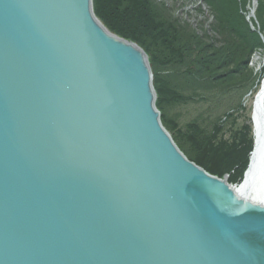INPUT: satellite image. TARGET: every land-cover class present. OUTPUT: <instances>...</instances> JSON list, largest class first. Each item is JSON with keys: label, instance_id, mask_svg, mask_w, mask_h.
<instances>
[{"label": "water", "instance_id": "obj_1", "mask_svg": "<svg viewBox=\"0 0 264 264\" xmlns=\"http://www.w3.org/2000/svg\"><path fill=\"white\" fill-rule=\"evenodd\" d=\"M93 16L0 0V264H264V208L184 157Z\"/></svg>", "mask_w": 264, "mask_h": 264}, {"label": "trees", "instance_id": "obj_2", "mask_svg": "<svg viewBox=\"0 0 264 264\" xmlns=\"http://www.w3.org/2000/svg\"><path fill=\"white\" fill-rule=\"evenodd\" d=\"M92 1L95 15L108 30L133 41L147 54L153 72L154 88L158 94L157 107L161 113V122L171 131L179 148L190 160L208 172L218 177L228 175L230 182L241 181L253 148L250 121L234 131L227 141L222 134L223 129L216 123L206 129L196 124L188 125L186 130L178 128L170 118H166L162 104L165 100H170L167 96L174 102L181 96L175 93L168 95L169 91L159 78L157 70L158 65L169 62L178 64L186 85L191 86L196 94L204 93L209 89L207 86H216L220 81L235 83L240 77L250 79L252 70L247 64L250 54L261 48L262 44L257 35L250 32L244 24L234 1L228 0L233 4L232 10L222 14V20L218 22L220 35L231 34V37L227 41L223 40L222 44L210 39L212 45L209 47L204 43L207 36H198L187 25L174 29L171 23L175 20L169 19L168 11L164 16L159 15L160 8L155 3L156 0ZM256 12L263 25V3H259ZM205 88L207 89L202 92ZM196 94L194 96L198 101H204ZM167 102L170 101L164 103Z\"/></svg>", "mask_w": 264, "mask_h": 264}, {"label": "rangeland", "instance_id": "obj_3", "mask_svg": "<svg viewBox=\"0 0 264 264\" xmlns=\"http://www.w3.org/2000/svg\"><path fill=\"white\" fill-rule=\"evenodd\" d=\"M233 1L244 24H246L250 32L257 35L259 42L261 44L263 42L264 45V38L261 37V33L264 34V24L262 25L259 22L260 19L255 10V2L252 0ZM257 1L264 5V0ZM155 3L160 8L158 11L160 16H164L167 14L166 11H168L169 19L175 20L171 23L174 29L184 24L188 26L190 31H195L198 36L203 37L206 35L207 41H204V43L208 44V47L212 45L210 39H215L222 44L223 40L227 41L231 37V34L225 35L223 32L224 35H220L218 26V22L222 20L221 15L232 10L233 4L228 0H156ZM250 23L253 24L251 28ZM200 43L204 46L203 42ZM249 62L248 67L254 71L250 79L245 80L240 77L235 83L220 81L216 86H207L209 89L205 88L202 92L207 90L201 94H196L191 86L186 85V81L181 76V66L174 62L158 65L159 78L169 91L167 92L168 95L175 93L181 96L175 103L171 101L166 104L163 103L166 118H170L178 125V128L183 130H186L190 124H196L206 129L212 123H216L223 129L222 134L225 141L241 125L250 121L251 137L254 139L250 118L251 102L264 76V48L261 47L254 50L250 54ZM193 70H196V68ZM232 84L234 86H231ZM194 94L200 96L204 101H198ZM248 94H250V97L248 102L244 104Z\"/></svg>", "mask_w": 264, "mask_h": 264}, {"label": "bare ground", "instance_id": "obj_4", "mask_svg": "<svg viewBox=\"0 0 264 264\" xmlns=\"http://www.w3.org/2000/svg\"><path fill=\"white\" fill-rule=\"evenodd\" d=\"M252 1L255 2V3L254 2L253 3L256 5V7H255V10H256L258 1L257 0H252ZM92 7H93V1H92ZM93 13H94V11H93ZM94 16L93 17L96 20L94 18H93V20L97 24L99 23L101 28L104 27V29H107L106 26L102 23V21L95 15V13H94ZM108 31L112 35L118 37V39L119 38L124 39V38L116 35L115 33H112L110 30H108ZM124 40H126V39H124ZM126 41L134 43L133 41H129V40H126ZM148 63H149L151 73L153 75L150 62H148ZM152 80H153V78H152ZM152 85L154 87L153 81H152ZM167 97L170 100H165V101H171L172 103H175L172 98H170L169 96H167ZM249 97H250V94H248L246 96V98L244 100V104H246L248 102ZM154 98H155V100H154L155 106L154 107L157 111H159V108L157 107L158 94L156 91H154ZM251 106H252L251 117H252V124H253L252 126H253V130H254V135H253L254 149L252 150L249 168H247V166H246V168L244 169V172H243L242 180L239 182H230L228 180V176L225 179H223L226 175H224L222 177H218L217 175H214V174L208 172L206 169H204L202 166L196 164L194 161L190 160L186 156V154L179 148L177 143L174 141L171 131H169L162 122H161V125L164 128V130L167 132V134L170 136L172 142L175 144V146L178 148V150L184 155V157L188 161L192 162L197 167L203 169L210 176L217 177L221 180H225L227 185H229L230 188H232L233 193H235V195H237L241 199H244V200L249 201L251 203L257 204V205L264 208V78L261 82L259 89L254 94V97H253L252 102H251ZM159 113H160V111H159ZM160 115H161V113H160ZM160 121H161V119H160Z\"/></svg>", "mask_w": 264, "mask_h": 264}]
</instances>
